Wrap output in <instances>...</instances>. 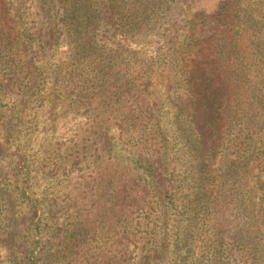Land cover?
I'll return each instance as SVG.
<instances>
[{
  "label": "trees",
  "instance_id": "16d2710c",
  "mask_svg": "<svg viewBox=\"0 0 264 264\" xmlns=\"http://www.w3.org/2000/svg\"><path fill=\"white\" fill-rule=\"evenodd\" d=\"M179 1L0 0V264H264V0Z\"/></svg>",
  "mask_w": 264,
  "mask_h": 264
},
{
  "label": "rangeland",
  "instance_id": "374dc122",
  "mask_svg": "<svg viewBox=\"0 0 264 264\" xmlns=\"http://www.w3.org/2000/svg\"><path fill=\"white\" fill-rule=\"evenodd\" d=\"M18 1L22 2L25 0H18ZM218 1H220V0H196V2H194L193 6H192L191 12L195 13V12H198V10L203 9V8H211ZM28 4H29V2H28ZM188 4H189L188 0H180L179 1V5H180L179 11L174 15L173 20H172L173 24H175L177 26L176 29L181 30L179 24H183L186 17H188V15H189L188 7H187ZM162 44H163V41L151 44L149 47H147V51L150 53H155L157 51V49ZM64 49L65 48H62L61 50H64ZM152 90H153L154 94H156L158 97L164 95V91H165L164 83L161 80H155L154 84L152 86ZM76 122L80 123V122H82V120L77 121V120L73 119L72 117H69V118L61 121L58 124V129H59L58 133H67L66 131H68L70 128H72L73 123H76ZM0 253H1V255L3 254L1 251H0Z\"/></svg>",
  "mask_w": 264,
  "mask_h": 264
}]
</instances>
